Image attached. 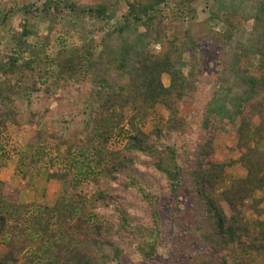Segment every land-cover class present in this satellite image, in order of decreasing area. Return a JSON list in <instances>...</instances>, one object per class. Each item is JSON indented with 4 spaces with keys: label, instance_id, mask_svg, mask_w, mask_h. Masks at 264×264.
<instances>
[{
    "label": "trees",
    "instance_id": "1",
    "mask_svg": "<svg viewBox=\"0 0 264 264\" xmlns=\"http://www.w3.org/2000/svg\"><path fill=\"white\" fill-rule=\"evenodd\" d=\"M119 1L90 0V5L79 6L73 0H44L33 13V5L23 0L19 10L27 19L39 14L50 18L64 9L79 19L109 25ZM123 1L126 12L103 33L98 50L91 39L80 48L61 49L54 57L38 59L25 41L30 34L27 21L18 32L9 33L15 48L0 62V139L7 125H28L34 128L35 144L60 150L72 136L85 133L72 151L65 152L76 167L81 158L87 159L83 149L105 156V146L123 121L125 109L130 108L133 114L128 119L131 133L127 143L108 160L110 182L91 199L76 197L79 201L75 203L64 200L34 213L0 181V244L5 249L0 264H127L137 255L146 264H157L155 254L162 234L160 194L150 193V176H139L135 167L138 154L151 157L144 166L165 175L171 195L176 196L184 188L192 197L194 217L177 225L172 264L186 259L187 264H229L230 245L240 244L247 235L235 203L252 198L258 191L263 192L264 202V151L257 146L264 142V0H211L209 16L198 23L191 11L193 0ZM169 4H174L178 12L166 22L162 12ZM13 13L0 9L1 28H7ZM183 19L187 27L176 30ZM211 22L222 23L223 31H214ZM247 23L249 29L243 27ZM207 39L221 49L217 59L220 75L202 111L203 140L198 151L186 155L184 165L179 167L168 162L175 151L163 142L170 134L187 130L180 117L181 107L204 82L197 46ZM153 45H159L161 51L152 53ZM185 53L190 54L187 62ZM36 67L38 79L27 78ZM164 75L168 76L167 87L162 82ZM79 82L88 83L87 94L94 106L87 119H64L53 130L44 125L40 114L24 117L16 104L22 96L37 92L50 96L59 90L71 102L66 88ZM156 106L164 108L167 122L162 129L154 127L145 133L139 123ZM218 131L237 138L238 163L246 171L244 179L222 191L223 200L233 212L229 217L214 192L217 164L209 144ZM96 139L99 145L93 148L89 143ZM254 140L257 143L252 145ZM182 177L185 183L180 182ZM53 178L65 180L66 172L62 170ZM109 208L116 222L99 218ZM256 228L251 248L264 253V219L256 223Z\"/></svg>",
    "mask_w": 264,
    "mask_h": 264
},
{
    "label": "rangeland",
    "instance_id": "2",
    "mask_svg": "<svg viewBox=\"0 0 264 264\" xmlns=\"http://www.w3.org/2000/svg\"><path fill=\"white\" fill-rule=\"evenodd\" d=\"M43 1L25 0L26 4L33 5V13L42 6ZM73 1L79 6L91 4L90 0ZM22 5L23 0L0 1V9L14 12L13 16L9 18L7 28L0 27V62L4 61V57L9 55L15 48L9 37L10 31L18 32L26 21L30 34L25 38V41L33 48V51H36L38 59L45 60L46 57H54L55 51L61 49L62 51L64 49L69 51L70 49L80 48L91 39L98 50L97 46L103 33L108 31L112 25L117 24L126 12L124 1H119L115 8V17L109 25H106L104 22L94 19H79L73 12L64 9L57 15H50V18H47L44 14H39L34 18L29 16L26 19L19 10ZM210 5L211 0H193L191 11L194 13L196 23L209 16L208 8ZM177 12L178 8L176 9L174 4H169L167 8L163 6L162 14L166 22L171 21ZM187 25V21H181L177 24L178 28L176 30L182 31ZM210 26L214 31L221 32L224 29V25L219 22H211ZM249 26V23L243 24L246 29H249ZM56 29L57 32H55ZM150 51L157 54L161 51V47L153 45ZM197 53L200 57L204 82L195 94L184 101L181 107L180 117L186 122L187 130L181 133H172L163 142L164 146L175 151V155L169 158L168 162L179 167L184 165L186 155H192L198 151L197 147L203 140L204 133L200 127L202 111L211 92L217 86L221 70L217 64L221 49L214 41L211 39L204 40L197 46ZM189 55V53L184 54L186 62ZM24 57L27 59L29 56L25 55ZM39 75V69L36 67L32 74L27 73L26 77L30 78L32 76L38 79ZM162 82L167 87L169 84L168 76H162ZM66 89L72 96L71 102L64 95V92L59 90L50 96L42 92L32 93L26 97L22 96L16 99V104L19 110L24 113V117L27 118L31 113L40 114L43 116L44 125L50 126L53 130L57 129L64 119L66 121L71 118L82 120L91 116L90 113L94 106L87 94L88 83L79 82L77 85L68 86ZM132 114L130 108L125 109L123 121L114 130L105 146V156H95L83 149L82 152L85 153L87 159L77 160L80 163L76 167L73 166V161H70L71 155H67L65 152L68 149L72 151V148L76 147L74 145L78 143L77 139H84L85 133H80L77 138L72 136L73 139L66 146H63L60 150L53 147V151L34 143V128L28 125L19 128L14 125H7V130L0 139V181L13 189L17 194L18 202L27 205L34 213L43 207H53L64 200H74L73 203H75L79 201L76 197L85 200L91 199L96 193L104 190L107 181L110 182L106 173L111 165L108 160L114 154L121 152L127 143L131 133L128 119ZM166 122V111L162 106H156L148 117L139 123V126L142 131L149 133L154 127L162 129ZM72 131L74 129L70 130V135ZM98 142L99 140L96 139V142L89 143V145L91 144V147L95 148L98 147ZM100 143L102 145V142ZM256 143L257 140H254L252 145ZM236 144L237 138L235 136L230 132L224 133L221 131L216 132L209 144L213 161L217 164L215 196L218 204L228 217L232 216L233 212L223 200L222 191L228 189L233 182L240 181L246 176V171L238 163L239 152ZM257 146L264 151V142L257 143ZM62 155H65L66 158L69 157V160L63 159ZM193 158V156L188 157L192 160ZM146 161H151L149 155L138 154L135 167L139 170L141 178L147 179L146 176L148 175L153 179L150 193L153 195L160 194L159 229L162 234L155 254L156 263L172 264L173 247L177 245V225L184 221L188 222L194 217L192 197L184 188L183 191H178L176 196L171 195L165 175L157 173L153 168H146L143 164L147 163ZM68 162L71 164L70 168ZM62 170L66 172L65 180L53 178ZM180 182L185 183V178H180ZM110 185L117 186V184L112 183ZM262 196L263 192L258 191L252 198L235 203L239 217L246 226L247 235L242 237L240 244L230 245L229 264H264V253L254 251L251 248L253 238L257 233L256 223L264 219ZM140 217L143 220L142 223H145L146 220L143 215ZM99 218L116 222V217L110 208L105 210ZM199 247L197 246V249ZM4 252V246L0 244V256ZM187 262L186 259L185 262L179 261L178 263L187 264ZM127 264H146V262L137 255L132 260H128Z\"/></svg>",
    "mask_w": 264,
    "mask_h": 264
},
{
    "label": "built area",
    "instance_id": "3",
    "mask_svg": "<svg viewBox=\"0 0 264 264\" xmlns=\"http://www.w3.org/2000/svg\"><path fill=\"white\" fill-rule=\"evenodd\" d=\"M115 138V137H114Z\"/></svg>",
    "mask_w": 264,
    "mask_h": 264
}]
</instances>
